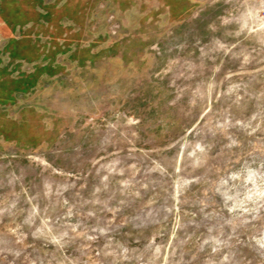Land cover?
I'll list each match as a JSON object with an SVG mask.
<instances>
[{
    "label": "rangeland",
    "instance_id": "rangeland-1",
    "mask_svg": "<svg viewBox=\"0 0 264 264\" xmlns=\"http://www.w3.org/2000/svg\"><path fill=\"white\" fill-rule=\"evenodd\" d=\"M0 264H264V0H0Z\"/></svg>",
    "mask_w": 264,
    "mask_h": 264
},
{
    "label": "built area",
    "instance_id": "built-area-1",
    "mask_svg": "<svg viewBox=\"0 0 264 264\" xmlns=\"http://www.w3.org/2000/svg\"><path fill=\"white\" fill-rule=\"evenodd\" d=\"M113 26V25H112ZM113 32H115V29L112 30Z\"/></svg>",
    "mask_w": 264,
    "mask_h": 264
}]
</instances>
